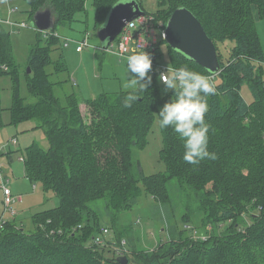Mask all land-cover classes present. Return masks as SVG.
Listing matches in <instances>:
<instances>
[{
  "label": "trees",
  "instance_id": "1",
  "mask_svg": "<svg viewBox=\"0 0 264 264\" xmlns=\"http://www.w3.org/2000/svg\"><path fill=\"white\" fill-rule=\"evenodd\" d=\"M27 1L32 19L45 8L56 17L55 28L39 37L29 55L28 89L37 100L27 102L21 95L11 32L1 20L0 77L9 73L13 78V122L36 119L50 143L48 149L37 143L27 147L28 178L42 181L60 202L34 214L33 231L27 232L16 219L5 223L0 229V264H122L110 240L104 236L100 238L106 242H98L97 235L105 227L89 202L106 198L116 212L129 209L143 192L142 180L150 195L169 203L171 179L194 192L203 214L201 226L210 234L184 236L181 232L180 237L154 249L134 251L132 256L126 252L128 264H264V47L256 21L257 17L264 19V0H163L166 7L151 14L156 22L167 23L176 8L190 9L214 41L222 69L213 76L214 80L218 75L220 81L215 82L217 94L208 98L206 114L209 151L216 153V159L206 158L196 165L185 162L178 134L171 127L160 128V159L166 170L149 176L136 175L133 147H146L160 107L172 93H161L158 76L151 72L152 84L130 108L122 105L131 89L89 99L88 124L80 108L82 101L72 93L63 104L47 69L53 62L56 72L66 69L63 55L57 61L52 58L54 46L61 42L57 27L71 25L76 14L86 10L87 0ZM118 1L94 0L99 27ZM163 40L175 68L187 65L212 74ZM226 40L234 45L224 61L218 43ZM154 53L161 58L160 42ZM244 84L254 96L252 102L242 94ZM2 111L0 95V127L4 125ZM184 220H191L190 212ZM226 222L229 225L222 230ZM123 238L127 239L117 234L116 242ZM108 253L113 256L107 257Z\"/></svg>",
  "mask_w": 264,
  "mask_h": 264
},
{
  "label": "rangeland",
  "instance_id": "2",
  "mask_svg": "<svg viewBox=\"0 0 264 264\" xmlns=\"http://www.w3.org/2000/svg\"><path fill=\"white\" fill-rule=\"evenodd\" d=\"M147 15L156 14L159 9L166 7L163 0H139ZM94 0H87L86 10L76 14L75 21L71 25L59 24L57 32L61 42L54 46L52 58L54 61L64 56L66 69L56 72L55 62L47 69L50 79L55 83L54 91L60 97L63 104L67 103V96L75 93L81 102V111L85 121L91 123L90 107L87 101L95 98L103 92L114 93L121 90H130L127 87L133 74L127 72V60L120 59L113 51L101 50L95 46H102L96 23V10ZM16 8L15 11H11ZM30 5L27 0H0V19L6 29L11 32V42L14 57L20 70V91L27 102L37 100L36 96L28 89V60L32 47L37 44L39 37H46V31L32 27V17L29 14ZM257 28L264 47V19L256 18ZM25 22L27 26L21 24ZM160 42L161 58L159 62L164 67L173 68L169 57L168 46L161 37V30L157 28ZM89 37L88 45L82 52L77 51L79 41ZM42 41L44 39H41ZM69 42L68 45H65ZM234 45L231 40L219 42V52L224 61L230 55V49ZM115 45L113 46V48ZM216 75L214 82H219ZM160 84L161 93L164 85ZM242 94L248 102L254 100V96L247 84L242 87ZM0 95L2 102V120L4 125L0 127V219L5 210L4 190L2 177L6 181L14 196H23V199L13 202L11 207L17 210L14 217L27 232L33 231L35 224L33 216L39 211L53 208L59 204V198L52 190H47L42 181L32 182L25 168L27 147L33 143L48 149L49 140L43 128L38 127L36 119L13 122L11 105L13 97V78L9 73L0 77ZM148 143L144 149L133 147V164L137 176L153 175L166 170L165 163L160 159L162 134L159 127V119L156 118L149 134ZM10 180L9 182L7 180ZM36 186V187H35ZM143 189L142 194L136 199L129 209L116 212L108 206L106 198H98L89 202L91 208L99 214L103 227H108L110 233L97 238L106 237V240H116L117 234L128 239L130 256L134 251L154 249L159 243L172 238L184 236H196L207 233V229L201 226L202 211L199 209V201L194 192L179 186L176 179L168 182L171 202H164L154 198L144 189V183L140 180ZM211 184H209V188ZM190 209V210H188ZM191 213V220L186 223L184 216ZM253 214V212H251ZM6 217H11L6 211ZM246 221L251 220L246 214ZM13 219V218H12ZM229 223L221 225L225 229ZM245 226L244 224L241 227ZM210 229V228H209ZM107 257L113 256L108 253Z\"/></svg>",
  "mask_w": 264,
  "mask_h": 264
},
{
  "label": "clouds",
  "instance_id": "3",
  "mask_svg": "<svg viewBox=\"0 0 264 264\" xmlns=\"http://www.w3.org/2000/svg\"><path fill=\"white\" fill-rule=\"evenodd\" d=\"M126 26L130 27L131 22ZM152 69L153 57L148 52H138L128 57L127 72L133 76L127 85L131 91L124 98V108L132 107L140 99L139 93L152 84ZM214 75H205L183 65L168 67L158 76V81L164 85V92L172 93L158 112L159 127H171L178 134L184 147L183 160L189 164H199L206 158L216 159V153L209 151L210 124L206 120L208 98L217 94Z\"/></svg>",
  "mask_w": 264,
  "mask_h": 264
},
{
  "label": "water",
  "instance_id": "4",
  "mask_svg": "<svg viewBox=\"0 0 264 264\" xmlns=\"http://www.w3.org/2000/svg\"><path fill=\"white\" fill-rule=\"evenodd\" d=\"M145 15L137 0H120L111 8L105 23L98 30L103 48L113 42L126 24ZM56 17L50 8L38 10L34 14L32 27L42 31L55 28ZM165 40L174 49L179 50L210 72L217 74L222 65L217 47L205 30L202 22L187 7H178L171 14L165 26ZM31 67L28 68V73ZM119 262L128 264L126 255L118 256Z\"/></svg>",
  "mask_w": 264,
  "mask_h": 264
},
{
  "label": "built area",
  "instance_id": "5",
  "mask_svg": "<svg viewBox=\"0 0 264 264\" xmlns=\"http://www.w3.org/2000/svg\"><path fill=\"white\" fill-rule=\"evenodd\" d=\"M14 8L11 11H15ZM1 20V19H0ZM2 21V20H1ZM131 26H125L123 30L118 34L116 39L111 42L107 48H103V46H95L103 51L111 50L114 54H116L120 59H126L128 61V57L136 54L138 52L146 51L153 57V69L152 72H155L157 76H159L160 72L165 71L168 67H164L160 62L159 56L154 53L155 47L159 42V37L157 34V28L161 30V37L165 39V26L166 23L163 20H159L156 22L154 15H143L139 18L130 21ZM22 26H27L25 22L21 24ZM48 33V32H47ZM58 35V33H56ZM69 42H66L65 45H68ZM88 45H91L89 42V37L83 39V41H79L77 45V51H83L84 48ZM115 47L113 48V46ZM175 68V67H173ZM2 188L4 190V203L5 210L10 212L11 217H6L4 212L3 216L0 219V229H2L5 223L9 220L15 219L14 217L17 215V210L11 207L13 202H17L18 200L23 199L22 196H14L11 189L8 187L6 181L2 177ZM8 181V180H7ZM9 182V181H8ZM51 232H55L52 230ZM61 232V231H60ZM110 233V229L108 227L103 228L102 235H106ZM106 240V239H105ZM102 238H98V242L103 243ZM106 242V241H105ZM113 248L118 256L125 255L126 252L129 253L128 250V241L123 238L120 242H116V240H111Z\"/></svg>",
  "mask_w": 264,
  "mask_h": 264
},
{
  "label": "crops",
  "instance_id": "6",
  "mask_svg": "<svg viewBox=\"0 0 264 264\" xmlns=\"http://www.w3.org/2000/svg\"><path fill=\"white\" fill-rule=\"evenodd\" d=\"M80 52V51H79ZM82 52V51H81ZM8 181H10L9 179H8ZM36 187V186H35ZM22 198H23V196H22Z\"/></svg>",
  "mask_w": 264,
  "mask_h": 264
}]
</instances>
